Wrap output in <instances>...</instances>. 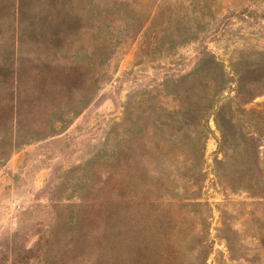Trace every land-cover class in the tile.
Returning a JSON list of instances; mask_svg holds the SVG:
<instances>
[{"label":"rangeland","instance_id":"374dc122","mask_svg":"<svg viewBox=\"0 0 264 264\" xmlns=\"http://www.w3.org/2000/svg\"><path fill=\"white\" fill-rule=\"evenodd\" d=\"M11 89L0 264H126L127 243L155 264H264V0H0L1 109ZM221 126L254 188L231 164L219 181Z\"/></svg>","mask_w":264,"mask_h":264},{"label":"trees","instance_id":"16d2710c","mask_svg":"<svg viewBox=\"0 0 264 264\" xmlns=\"http://www.w3.org/2000/svg\"><path fill=\"white\" fill-rule=\"evenodd\" d=\"M169 36V33L166 31V29H163L162 33L158 36V40L161 38L162 40H167ZM107 50L104 49L103 50V55L107 56ZM209 70H211V68H208V70H201L200 72H204L203 73V78H201V82L205 84H208L209 81V77L211 80V84H212V95L215 94V92L219 91L220 86H221V80L223 79V72L221 71V69H219V67H217V65H214L212 70L215 71L214 76L210 75ZM61 72V71H60ZM58 74V72H57ZM55 79V77H53ZM52 78V80H53ZM34 83L33 86L34 88H36L37 90H41L42 92H45V88H47L46 84V77L42 75V72H38V77H34ZM62 82V81H61ZM10 101H6V105L4 104V106L2 107V109L0 108V123H3L5 121V118L7 119L8 122V128H10L8 130V136L5 137L4 140H1V143H5L7 147H9V143L11 142L12 139L15 138L13 132H12V128L15 126L14 124L17 125V121L18 117L16 119V115H15V108H16V102L18 101L19 103V96L18 94L14 95V90L11 89L10 90ZM9 93H8V98H9ZM230 100V99H228ZM227 100V101H228ZM223 101L220 105H217L216 102L214 100L211 99V105L209 104L208 106L214 107L216 106V108L212 111V112H221L222 114L226 115L227 112L230 111L231 105L228 102ZM230 102V101H229ZM217 109V110H216ZM223 111V112H222ZM180 124V123H179ZM14 125V126H13ZM220 130V138H219V142L221 144H229L228 149L231 152V154H229V157L233 155V158L231 159L232 161L229 163L228 158L225 156L222 160H218L217 161V170H216V175L217 177L220 179L219 181H224V179L226 178V176L228 175V169L226 164H231V165H235L236 166V174L237 177L234 178V176H230L231 179L234 178L233 182L232 180H230L229 183L233 184V183H237V185H240L244 188H254V178H252V174L251 172L248 170L249 167V163L246 159V152L245 149L246 147L243 146L240 141L238 139H236L233 135V133H231V135H229L226 130H224V128L219 129ZM184 133V132H183ZM230 133V132H229ZM2 138V137H1ZM129 138V137H128ZM127 140L126 136L120 138V143H118V149H117V154H119L117 160L118 163L116 164V179H115V184L114 187L116 189V191H118V193H120L119 195H121V199H124L125 196L122 195L123 190L126 188L127 183L125 182L124 179L125 178V170H126V165H125V161L124 159L120 158V155L122 153L125 152V149L123 150V148H125V141ZM194 140V138L192 139ZM194 144V142H192ZM12 148V147H11ZM121 153V154H120ZM223 164V165H222ZM261 192L263 191L260 190ZM263 193V192H262ZM106 198V197H105ZM263 243H264V236L262 238ZM127 245L131 246L130 252L128 254H126L122 259L126 260L127 263L126 264H155L156 260H152V254H149L147 251L148 249L146 247L143 246H135L133 244L127 243ZM174 259L172 258H167L166 259V263L165 264H173ZM204 260L200 259V264H205V262H203ZM160 262V260L157 261L156 264H158Z\"/></svg>","mask_w":264,"mask_h":264}]
</instances>
